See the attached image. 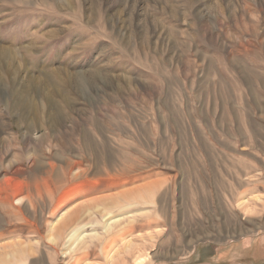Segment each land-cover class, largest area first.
I'll return each mask as SVG.
<instances>
[{
  "label": "rangeland",
  "instance_id": "obj_1",
  "mask_svg": "<svg viewBox=\"0 0 264 264\" xmlns=\"http://www.w3.org/2000/svg\"><path fill=\"white\" fill-rule=\"evenodd\" d=\"M262 49L264 0H0V264H264Z\"/></svg>",
  "mask_w": 264,
  "mask_h": 264
},
{
  "label": "bare ground",
  "instance_id": "obj_2",
  "mask_svg": "<svg viewBox=\"0 0 264 264\" xmlns=\"http://www.w3.org/2000/svg\"><path fill=\"white\" fill-rule=\"evenodd\" d=\"M263 50V49H262ZM263 52H264V50H263ZM94 75H96V74H94ZM98 75V74H97ZM78 82V81H77ZM80 82V81H79ZM81 83V82H80ZM81 84H83V83H81ZM83 86V85H82ZM37 163V162H36ZM39 164V163H38Z\"/></svg>",
  "mask_w": 264,
  "mask_h": 264
}]
</instances>
